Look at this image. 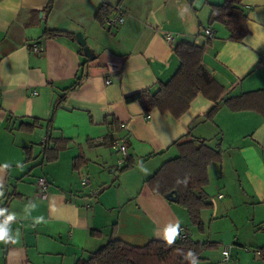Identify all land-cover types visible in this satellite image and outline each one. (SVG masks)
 Listing matches in <instances>:
<instances>
[{"label": "crops", "instance_id": "crops-1", "mask_svg": "<svg viewBox=\"0 0 264 264\" xmlns=\"http://www.w3.org/2000/svg\"><path fill=\"white\" fill-rule=\"evenodd\" d=\"M223 2L0 0V225L9 213L16 215L7 225L13 239L0 243V264H75L110 239L141 247L186 233L196 242L219 243L221 254L229 242L220 234L237 233L234 245L241 247L240 231L264 228V118L224 105L264 92V0H242L248 34L241 41L230 40L223 24H208L211 7ZM103 5L118 8L123 23L98 24L94 17ZM46 31L73 37H48ZM76 34L93 59L79 54ZM167 34L172 44L164 40ZM180 44L204 46L202 64L224 88L211 121L205 115L212 102L202 95L179 118L157 109L145 114L137 102H125L131 95L156 93L174 76L180 61L173 50ZM33 46L40 52H32ZM80 77V85L52 113L62 90ZM50 118L52 138L69 143L56 162L44 163L40 144ZM33 120L42 128L32 133L19 128ZM110 133L117 137L114 146L104 142ZM186 135L222 151L221 160L207 169L203 191L211 208L201 212L204 234L190 226L176 202L145 184L178 156L172 144ZM79 154L86 164L75 171L72 160ZM127 159L133 166L120 172ZM40 177L48 183L44 200L36 187ZM255 252L264 264V242ZM203 254L196 264L212 263Z\"/></svg>", "mask_w": 264, "mask_h": 264}, {"label": "trees", "instance_id": "trees-1", "mask_svg": "<svg viewBox=\"0 0 264 264\" xmlns=\"http://www.w3.org/2000/svg\"><path fill=\"white\" fill-rule=\"evenodd\" d=\"M241 2L242 0H224L222 5L212 6L208 19L210 25L223 24L228 29L229 39L232 41H241L248 34L247 17L240 7ZM113 11L114 7L101 6L95 14V21L104 25L106 17ZM44 34L48 37H73L72 34L61 31H46ZM206 44L209 45L210 41H206ZM173 52L180 61V66L174 76L167 83L160 85L156 93L146 91L131 95L125 98V102L127 104L137 102L145 114L157 109L161 113H170L174 118H179L188 110L194 98L197 95H202L212 102L211 108L205 115V119L211 121L219 109L218 100L224 94V88L202 64L204 46L180 44L175 46ZM79 54L82 55V48H80ZM81 80V77L78 78L71 86L62 90L52 113L63 104L67 95L80 85ZM224 105L231 112L249 111L264 118L263 91L249 92L228 99ZM105 123L111 125L115 123V120L111 122L106 120ZM41 124L40 121L33 120L30 124H21L19 128L27 133H32L36 129L42 128ZM117 124L116 122V132L121 128ZM45 125V138L40 144L41 155L44 163H53L58 160L60 152L67 148L69 141L52 138L51 118ZM104 142L108 146H114L117 137L110 133L104 138ZM172 145L177 149L178 156L165 162L155 174L146 180L145 184L153 194L163 198L174 191L177 196L176 204L186 211L190 226L195 228L199 234H204L205 227L201 212L211 208L203 191L208 184L207 169L210 164L221 160L222 151L209 147L202 139L192 138L188 135L178 139ZM24 153L26 161H29L32 153L31 148L24 149ZM85 164L86 159L79 154L72 160V169L77 171ZM133 164L131 159H127L120 172L131 168ZM91 235L100 236V233L92 231ZM218 248L219 243L196 242L189 233L179 236L178 240L171 243L152 240L141 247L127 244L121 240L110 239L100 249L91 253L86 260H78L75 264H193L194 261L196 264L203 261L202 254L204 252L218 250Z\"/></svg>", "mask_w": 264, "mask_h": 264}, {"label": "rangeland", "instance_id": "rangeland-1", "mask_svg": "<svg viewBox=\"0 0 264 264\" xmlns=\"http://www.w3.org/2000/svg\"><path fill=\"white\" fill-rule=\"evenodd\" d=\"M255 233L246 231H240L239 237L241 239V247L234 245L236 243L237 233L228 232L220 234L223 236L225 242H229L230 245H224L225 247H231L233 250L230 254L228 261L222 260L221 254L217 250L206 251L203 256L208 257L213 264H260L259 256H257L255 250L260 246V243L264 242V228L259 227L254 229ZM249 232V233H248ZM214 237V234L211 235ZM202 239H204L202 237ZM201 264V263H200Z\"/></svg>", "mask_w": 264, "mask_h": 264}, {"label": "built area", "instance_id": "built-area-1", "mask_svg": "<svg viewBox=\"0 0 264 264\" xmlns=\"http://www.w3.org/2000/svg\"><path fill=\"white\" fill-rule=\"evenodd\" d=\"M124 21L123 17H122V13L120 10H118V8H115L114 10V14L113 15H110L106 20H105V23L108 25V26H117L119 24H122ZM205 35L208 36V37H211V33L209 30H205ZM164 40L168 43V44H172L173 42V37L169 34L165 35L164 36ZM40 48L39 47H36V46H33L32 48V52L34 53H38L40 52ZM109 81H107L106 83H108ZM119 151L122 153V155H125L126 154V148L124 145H120L119 146ZM88 184V180L87 179H82L81 180V185L82 186H86ZM47 186H48V183L47 181L44 179V178H39L36 182V187H37V190H38V193L41 197V199H46L47 198ZM94 194V193H93ZM180 236H182L180 234ZM221 256H222V260L223 261H228L230 259V249L229 247H225L222 252H221Z\"/></svg>", "mask_w": 264, "mask_h": 264}, {"label": "clouds", "instance_id": "clouds-1", "mask_svg": "<svg viewBox=\"0 0 264 264\" xmlns=\"http://www.w3.org/2000/svg\"><path fill=\"white\" fill-rule=\"evenodd\" d=\"M3 211L4 210H0V215L3 214ZM16 219V215L15 213H9L6 217V220L5 222L3 223V225H0V243H7V242H10L13 237L11 235V228L8 227L7 225L11 222H13L14 220ZM178 228L179 226H174L172 231L174 233L178 232ZM171 239H169V237L167 238L168 239V242L171 243V241L175 238V236H170ZM189 255H192L191 253H189ZM193 264H195V261L193 262Z\"/></svg>", "mask_w": 264, "mask_h": 264}, {"label": "water", "instance_id": "water-1", "mask_svg": "<svg viewBox=\"0 0 264 264\" xmlns=\"http://www.w3.org/2000/svg\"><path fill=\"white\" fill-rule=\"evenodd\" d=\"M76 40H77L78 44L80 45V47L82 48L83 54L85 56H87L88 58L93 59L94 57L91 56V52H90L89 48L86 46L85 40L82 38V36L80 34H76ZM165 199L168 202L175 203L177 201L176 193L173 191V192L167 194Z\"/></svg>", "mask_w": 264, "mask_h": 264}, {"label": "snow or ice", "instance_id": "snow-or-ice-1", "mask_svg": "<svg viewBox=\"0 0 264 264\" xmlns=\"http://www.w3.org/2000/svg\"><path fill=\"white\" fill-rule=\"evenodd\" d=\"M169 239H171V237H169Z\"/></svg>", "mask_w": 264, "mask_h": 264}]
</instances>
